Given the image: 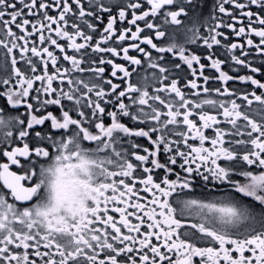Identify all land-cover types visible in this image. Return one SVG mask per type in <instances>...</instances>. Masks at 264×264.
Segmentation results:
<instances>
[{
  "label": "snow or ice",
  "instance_id": "1",
  "mask_svg": "<svg viewBox=\"0 0 264 264\" xmlns=\"http://www.w3.org/2000/svg\"><path fill=\"white\" fill-rule=\"evenodd\" d=\"M0 49V264H264V0H0Z\"/></svg>",
  "mask_w": 264,
  "mask_h": 264
},
{
  "label": "flooded vegetation",
  "instance_id": "2",
  "mask_svg": "<svg viewBox=\"0 0 264 264\" xmlns=\"http://www.w3.org/2000/svg\"><path fill=\"white\" fill-rule=\"evenodd\" d=\"M209 3H211V0H209ZM117 26H119V25H117ZM183 35H182V33L181 32H177V42L178 43H180V42H183ZM254 40H258V38H254ZM232 42H236V43H240V42H242V40L240 39V38H236V37H232ZM189 47L190 48H195L196 46L195 45H189ZM198 51H202V49H197ZM3 52V50L2 49H0V53H2ZM216 53H217V56L220 58V59H222V60H228L229 58L227 57V55H226V53L223 51V50H221V49H219V48H217V50H216ZM254 63L257 65V66H259V58H256L255 60H254ZM230 60H229V63H226L225 65H223V70H225V71H228L230 74H232V75H236L237 73H233L232 71H231V68H230ZM152 69H148L147 68V66H146V64H145V66H144V68L143 69H141V74L142 75H146L147 76V78H148V82L150 83V84H152V83H154V81L152 80ZM214 70H212V69H210V68H206L205 69V72H206V74H209V73H211V72H213ZM244 72H245V70H243V69H241V71H240V74H244ZM149 91H151V88L149 89ZM259 108V106L257 105V104H253L252 105V111H250V115H252V117L254 118V119H256L257 121H260L261 120V116L259 115V114H257V109ZM210 131V130H209ZM143 143H145L146 144V141H142ZM161 159H163V155H161ZM2 162H4V159H2V158H0V163H2Z\"/></svg>",
  "mask_w": 264,
  "mask_h": 264
}]
</instances>
